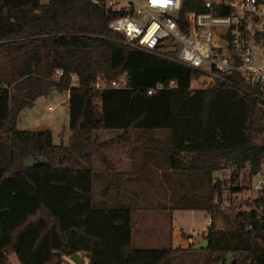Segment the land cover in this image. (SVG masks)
<instances>
[{"label":"trees","instance_id":"obj_1","mask_svg":"<svg viewBox=\"0 0 264 264\" xmlns=\"http://www.w3.org/2000/svg\"><path fill=\"white\" fill-rule=\"evenodd\" d=\"M111 18L92 0H0V264H11L9 249L32 264L20 240L42 222L34 248L48 238L44 264L74 253L88 264H175L184 249L133 246L130 204L95 200L93 160L114 169L105 151L138 145L137 131L168 130L172 168L202 173L212 193L221 168L249 166L253 174L259 167L264 107L224 83L192 88V69L119 42ZM124 74L125 88L109 86ZM98 77L105 87H94ZM158 83L167 86L149 94ZM54 89L70 93L67 145L55 143L51 128L17 127L20 113ZM99 130L121 134L99 142ZM213 200L208 195L203 208L213 212ZM263 220L253 208L228 230L212 223L205 236L212 262L234 252L232 264H264Z\"/></svg>","mask_w":264,"mask_h":264},{"label":"built area","instance_id":"obj_2","mask_svg":"<svg viewBox=\"0 0 264 264\" xmlns=\"http://www.w3.org/2000/svg\"><path fill=\"white\" fill-rule=\"evenodd\" d=\"M112 18L118 41L170 59L193 70L199 88L227 84L264 107V0H92ZM63 77L56 70L55 78ZM77 80L76 76L74 77ZM191 81V87H192ZM126 74L109 86L125 88ZM96 89L107 84L102 77ZM174 82L170 83L173 87ZM158 83L153 94L166 88ZM249 168V167H248ZM249 168V174H251ZM258 213H264V153L253 173ZM259 201V205H258ZM210 218L201 233L212 225ZM196 230H190L194 235Z\"/></svg>","mask_w":264,"mask_h":264},{"label":"rangeland","instance_id":"obj_3","mask_svg":"<svg viewBox=\"0 0 264 264\" xmlns=\"http://www.w3.org/2000/svg\"><path fill=\"white\" fill-rule=\"evenodd\" d=\"M199 87V83H197L196 81H192V88L196 89ZM67 95V91H59L54 89L48 95L39 97L32 107H27L25 111L20 113L17 119V127L20 129H33L35 128L33 127L35 126L34 124L40 123V125L37 126L36 129L51 128L53 131L55 143H63L67 145L70 136ZM120 134V130H99L93 133V137H97L99 142H104L115 138ZM135 137H137L140 141L138 145H117L106 151H135L138 153V156L141 155L148 159L153 158V161L155 162L158 161V159H161L158 153H160L161 151H165L164 153L168 152L166 151L168 150V146L170 143V133L168 130L155 129L147 131H137ZM255 141H262V137H256ZM0 148H2L1 145ZM1 151H4V149H2ZM138 156H136L135 159H139ZM166 156L168 157V155ZM4 158L5 153L1 152L0 161H2ZM29 163H32V161H29ZM92 166L96 170V185L94 188V194L96 197L95 200L99 201V185H105L106 183L110 185H116L120 181V178L117 174L110 173V179L107 182H104L102 172L99 171L100 169L104 168L103 163L99 159H94ZM248 167L249 166L241 168L239 166L236 167L229 165L221 168L218 172H215L216 175L215 177H213L212 181L214 185H217L218 183L219 189L213 193L211 187L212 182H206V185H202V183L199 182L197 183V185H195L191 181L193 177H196V179H202V177H204L202 173H189L188 175H190L191 177L189 180L185 179V174L182 173H178L177 175L179 176L176 175L175 178L173 177L172 179H168L167 187L170 189V193L172 192L173 198H180L182 195H185L187 193H191L190 195H192L197 191L199 192V196L205 199L210 194H212L214 197L213 201L217 206L213 212L208 210H205V213H192L190 211L185 212V230L186 232H189L192 229L196 230L193 238L197 242H200V240L204 238L208 233H201V231L202 228L207 225L210 218L212 219V223L215 228L228 230L231 228L232 224H234L238 213L242 211H250L253 208L257 207L255 198L257 193L251 190V186L257 180V177L254 176V174H249ZM100 180L101 182H99ZM157 182L158 180L156 178V175L154 174L152 180H144L141 185L139 182H135V186L132 188V190L136 192L135 197L138 199L136 200V203H138L139 201L140 204L138 206H141L136 207V212L133 215V244L136 248H162L168 245V243L166 245H162L160 243V241H162L160 232L159 234H157L153 229L149 228L147 222L136 220L143 215L142 212H145L144 215L146 213L153 216H156V213L157 216L161 215L160 212L158 213V211L154 210V208L158 206V204L155 202L157 200L155 196L157 195L155 194V190L160 189L156 188ZM121 198L124 200L122 202L128 204V202H126V194H121ZM196 199L197 203L202 204L203 202L202 206L205 205V199ZM110 200H108V202L111 203L113 199L111 198ZM133 206L135 207V205ZM138 208H141L143 211L140 212ZM166 214L169 213L166 212ZM263 215V213L260 214V219H262ZM44 224L45 223L42 222L41 225L36 227L39 228L38 230H36L34 233L23 235L20 240V246L22 249H25L28 256L27 258L32 261V264H44V261L48 259L50 255L48 238H46L40 246L34 248V242L39 237L41 227ZM183 236L186 239L189 237L187 233H184ZM184 245H187V243H182L180 247L176 249H182L181 246ZM6 253L11 264H21L17 253L13 249L6 250ZM80 254L85 263L88 264V258L83 253ZM239 255L240 253L229 252L227 254L226 260H221L214 263L212 262L213 259L209 249H194L192 247L189 249H184L176 258L175 264H232L231 259L234 256L237 257ZM62 261L63 264H75L69 258V256L66 255H62ZM234 261L236 262V260Z\"/></svg>","mask_w":264,"mask_h":264},{"label":"crops","instance_id":"obj_4","mask_svg":"<svg viewBox=\"0 0 264 264\" xmlns=\"http://www.w3.org/2000/svg\"><path fill=\"white\" fill-rule=\"evenodd\" d=\"M69 96L70 93L68 92L67 95L68 110H69ZM26 109L27 108H25L23 111H25ZM34 125L35 126L33 127L35 128L33 129H36V127L39 126L40 123ZM164 152L161 151L160 153H158L161 159H158V161L155 162L153 161V158L148 159L141 155L138 156V153L135 151H105V155L107 156L111 164L114 166V169L108 168L107 165L99 159L104 166L103 169L99 170L102 172L103 181L107 182L110 179L109 177L110 173L117 174L120 178V181L116 185H110L107 183L105 185L102 184L99 185L100 197L98 196V200L105 201L110 206L113 203L124 201L121 198V194H126V199H127L126 202H128V204H130L133 207V215H134L137 209L136 207H141L138 206L140 204L139 201L138 203H136L137 202L136 200H138L135 197L136 192L132 190V188L135 186L134 183L139 182L141 185V183L144 180L146 181L152 180V177L155 174L158 180L156 188H160V189L155 190V194H157L155 195L157 198L155 202L158 204L159 207L156 206L154 210L158 211V213L160 212L161 215L157 216V213L156 216L149 215L148 213L144 215L145 212H142L143 210L141 208H138L143 215L137 218L136 220L141 222H147L149 228L153 229L157 234H159L160 232L161 234L160 236L162 237V241H160V243L162 245H166L168 243L167 246H164L162 248L173 247L174 249H176L180 247L182 243L184 244V242H186L187 245L181 246L182 249H189L192 247L194 248L195 244L202 242L205 239V237L202 238L200 242H197L193 238L194 235L191 236L189 234L190 231L186 232L184 227L185 212L190 211L192 213H196V212L205 213L206 209L203 208L202 204L197 203L196 198L200 197L198 191L192 195H190L191 193L190 194L187 193L185 195H182L180 198L177 199L173 198L172 192L170 193V189L167 187L168 179H172L173 177L175 178V176L178 173H182L185 174L184 175L185 179L189 180L191 177L188 174L189 173L192 174V171L173 169L170 164L171 162L169 158L166 156L167 154ZM136 156H138L139 159H135ZM215 175L216 173L213 174V177H215ZM193 178L191 181L195 185H197V183L199 182L202 183V185H206L205 177H202V179H196V177ZM99 182H101V180ZM95 185H96V180H94V188ZM185 197L186 200H183V198ZM111 198L113 199V201L110 203L108 202V200H110ZM133 205H135V207ZM166 212H168L169 214H166ZM133 215H132V220H133V233H134ZM184 233H187V235L189 236L187 239L183 236ZM133 241L134 239L132 235V243ZM138 249H153V248H138Z\"/></svg>","mask_w":264,"mask_h":264},{"label":"water","instance_id":"obj_5","mask_svg":"<svg viewBox=\"0 0 264 264\" xmlns=\"http://www.w3.org/2000/svg\"><path fill=\"white\" fill-rule=\"evenodd\" d=\"M208 243L207 239H204L201 243L195 244L194 249H204L207 248ZM60 255H62L61 252H59ZM69 258L75 263V264H86L85 261L82 259L80 253H74L72 255H69Z\"/></svg>","mask_w":264,"mask_h":264}]
</instances>
